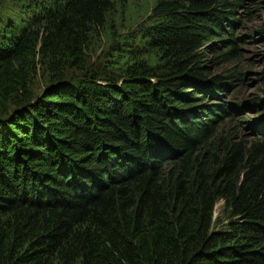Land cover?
<instances>
[{
	"label": "trees",
	"instance_id": "16d2710c",
	"mask_svg": "<svg viewBox=\"0 0 264 264\" xmlns=\"http://www.w3.org/2000/svg\"><path fill=\"white\" fill-rule=\"evenodd\" d=\"M116 1L0 2V264H264V95L207 61L264 0H158L92 63Z\"/></svg>",
	"mask_w": 264,
	"mask_h": 264
},
{
	"label": "rangeland",
	"instance_id": "374dc122",
	"mask_svg": "<svg viewBox=\"0 0 264 264\" xmlns=\"http://www.w3.org/2000/svg\"><path fill=\"white\" fill-rule=\"evenodd\" d=\"M4 1L5 0H0V2ZM157 2L158 0H117V9L111 14L112 18L109 20L106 28L103 29V35L100 39H96L93 44V51L90 53L91 62H96L99 58H104L108 54L111 24L114 23L116 25V28L113 31L115 34L130 37L131 35L138 33L141 28H145L149 25L152 8ZM257 16L258 19L253 22L249 21L246 23L243 19L240 29H242L244 33H247L251 27H260L264 22V7ZM243 17L246 18L245 15ZM262 39H259V36H256V42L249 41L248 43L241 44V58L235 63L225 64L223 59H217L214 57V60L220 64L219 66H215L213 57L211 56L207 58L208 65L213 69V75H219L222 71H225L224 73L226 74L228 70L237 68L240 76L239 81L236 82V91L238 93L236 95L230 93L228 97L229 100L238 96L244 100L263 97L264 92H261V89L263 88L262 73L264 70V38ZM242 73L245 74L244 80H241ZM214 100L212 102H218L217 99ZM223 128L232 133L235 138H245L243 134L246 131L238 120L227 122ZM221 205L222 202L219 203L217 207L219 208Z\"/></svg>",
	"mask_w": 264,
	"mask_h": 264
}]
</instances>
